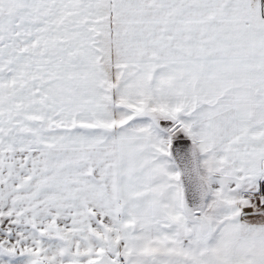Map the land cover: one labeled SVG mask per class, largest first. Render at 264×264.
Masks as SVG:
<instances>
[{"label": "snow or ice", "instance_id": "6c2138e0", "mask_svg": "<svg viewBox=\"0 0 264 264\" xmlns=\"http://www.w3.org/2000/svg\"><path fill=\"white\" fill-rule=\"evenodd\" d=\"M0 264H264V0H0Z\"/></svg>", "mask_w": 264, "mask_h": 264}]
</instances>
